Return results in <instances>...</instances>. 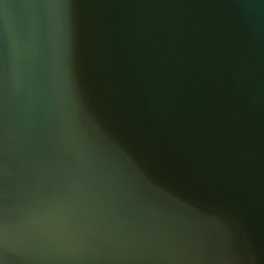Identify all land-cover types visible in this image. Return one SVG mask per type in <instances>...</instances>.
Masks as SVG:
<instances>
[{
	"label": "water",
	"instance_id": "water-1",
	"mask_svg": "<svg viewBox=\"0 0 264 264\" xmlns=\"http://www.w3.org/2000/svg\"><path fill=\"white\" fill-rule=\"evenodd\" d=\"M0 264H264V0H0Z\"/></svg>",
	"mask_w": 264,
	"mask_h": 264
}]
</instances>
